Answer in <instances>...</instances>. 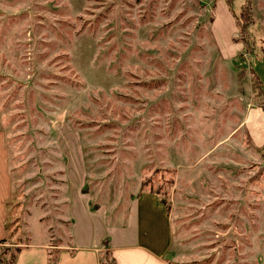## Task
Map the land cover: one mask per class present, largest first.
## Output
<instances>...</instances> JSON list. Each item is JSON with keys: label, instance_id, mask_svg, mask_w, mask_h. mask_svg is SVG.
Instances as JSON below:
<instances>
[{"label": "rangeland", "instance_id": "374dc122", "mask_svg": "<svg viewBox=\"0 0 264 264\" xmlns=\"http://www.w3.org/2000/svg\"><path fill=\"white\" fill-rule=\"evenodd\" d=\"M215 1L0 0V128L21 201L1 264L23 244L96 242L66 179L78 169L109 225L158 193L176 264H264V0Z\"/></svg>", "mask_w": 264, "mask_h": 264}, {"label": "crops", "instance_id": "0c3cea01", "mask_svg": "<svg viewBox=\"0 0 264 264\" xmlns=\"http://www.w3.org/2000/svg\"><path fill=\"white\" fill-rule=\"evenodd\" d=\"M225 4L228 6L227 2ZM229 17L234 33L237 30L236 20L234 15ZM221 51L224 53L222 47ZM76 147L81 149L82 145ZM88 176L85 169H78L74 175L67 172L66 179L71 189L78 194L81 208L96 222L99 229L96 242L76 246L23 244L17 251L13 264H49L51 253L57 254L54 258L55 264H101L103 251H110L117 264H176L169 256L173 245L170 215L159 201L158 193L151 190L145 193L140 191L127 203L125 208L128 210L121 219L122 224L117 225V222L111 220L114 223L109 225V212L105 209L109 207L92 209L90 206L89 193L84 192ZM14 195L7 135L5 130L0 128V246L4 245L9 236L6 228L9 227L10 217L14 213L9 209L10 204L14 208H20L21 201L13 202ZM74 208L79 207L73 203L71 210ZM71 219V225H74L76 217L71 215Z\"/></svg>", "mask_w": 264, "mask_h": 264}, {"label": "trees", "instance_id": "16d2710c", "mask_svg": "<svg viewBox=\"0 0 264 264\" xmlns=\"http://www.w3.org/2000/svg\"><path fill=\"white\" fill-rule=\"evenodd\" d=\"M216 2L217 0L215 1V5L214 7H216ZM228 6H229V3L227 2ZM229 9H230V6H229ZM232 12V11H231ZM233 13V12H232ZM234 17H235V20H236V25L238 26V18L235 16V14L233 13ZM212 21H213V18H212ZM245 45V41H242ZM254 76H255V85L258 89H260L261 92H263V82L260 78V76L255 72L254 73ZM264 94V93H263ZM19 220V218H17L15 220V222L17 223ZM13 223V222H12ZM10 229V226L6 228L7 231H9ZM109 258L111 259L112 261V264H117L115 259L112 257V253L110 251H103L102 254H101V264H108V261H109ZM49 264H55V260H50V263Z\"/></svg>", "mask_w": 264, "mask_h": 264}]
</instances>
